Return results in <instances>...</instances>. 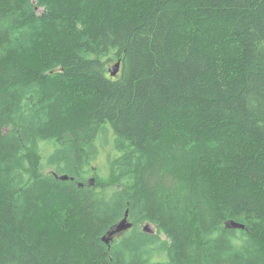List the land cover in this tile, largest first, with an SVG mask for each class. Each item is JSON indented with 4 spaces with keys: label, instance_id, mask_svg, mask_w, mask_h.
Instances as JSON below:
<instances>
[{
    "label": "trees",
    "instance_id": "16d2710c",
    "mask_svg": "<svg viewBox=\"0 0 264 264\" xmlns=\"http://www.w3.org/2000/svg\"><path fill=\"white\" fill-rule=\"evenodd\" d=\"M0 264H264V0H0Z\"/></svg>",
    "mask_w": 264,
    "mask_h": 264
},
{
    "label": "rangeland",
    "instance_id": "374dc122",
    "mask_svg": "<svg viewBox=\"0 0 264 264\" xmlns=\"http://www.w3.org/2000/svg\"><path fill=\"white\" fill-rule=\"evenodd\" d=\"M113 64H115V62L109 63L108 67L113 65ZM74 111H75V109H74ZM90 111H91V109L84 108L82 111L84 113L80 117H83V116L89 117ZM59 117L62 118L63 120H65L66 125H74L80 121V118H76L75 116H73L68 103H64V105L61 107V112H60ZM98 135H99V137L96 141V145H98V147H99L98 150H100V151L97 154L96 160L92 162V166L95 168H98L99 176L102 177V179H104V178H106V176H108V174L110 176V174L112 173V169L110 168L109 163L115 157V155H114L115 149H114V145H113V133L109 127H106L104 130V133L101 134V132H98ZM170 145L174 149V151L176 150L177 153L179 154V155H177V156H179L178 160L175 161L173 159V161H171L172 165H166V164H168V163H166L163 167L160 164L153 165L154 168H152L151 170H154V169L160 170L161 167H162V169L159 172H156V171L151 172V170L148 171V173H147V184H148V186H151L150 187L151 190L153 189L156 192L159 191L161 194H164V195H165V190L171 186L172 190H170L168 192V197L166 199H164V202H168L169 204L177 203L181 206V205H184L186 203L187 189H186L183 182L177 183L174 180H172V178L170 176H175L171 170L174 168H178L179 165H181L180 162H182V157L185 156V154L187 153V150H185L184 147L181 148V146H179L177 143L171 144V142H170ZM40 152L43 153V156H46L49 153H51V149H50V147L46 146V148L43 150H40ZM155 166H160V167H155ZM54 171H55L54 167H49V170L47 172L52 173ZM112 177H113V175L110 176L109 179ZM91 179L94 180L93 178H91ZM59 210L62 211L61 209H59ZM203 211L205 212L206 217L208 218V215L210 214L209 210L206 211L205 208L203 207ZM206 217H205V219H207ZM211 218H212V216L210 218H208L206 221H209ZM145 225H147V228H148L147 230H144L145 232L156 233L157 227L153 222H150L147 220L141 224V228L144 229ZM128 230L122 232V234H120V235H116L115 239L113 238L114 240L112 239L110 242H112V241L114 242V241L121 239L123 237V235L125 233H127ZM161 238H167L166 234L163 233L161 235ZM60 242H61V240L59 241V243Z\"/></svg>",
    "mask_w": 264,
    "mask_h": 264
},
{
    "label": "water",
    "instance_id": "95a60500",
    "mask_svg": "<svg viewBox=\"0 0 264 264\" xmlns=\"http://www.w3.org/2000/svg\"><path fill=\"white\" fill-rule=\"evenodd\" d=\"M120 69V61H116L115 64L108 67L109 74L111 76H115ZM68 176L64 175L61 176V179H67ZM81 185V184H80ZM228 226L235 227V228H244L243 224L236 223L234 221H231L230 223H227ZM132 227V222L128 219V210L124 212L123 217L118 221V223L109 231H107L106 234H104L101 237V240L105 244H109L110 241L118 234L130 229ZM147 225H145L144 230H147ZM150 231V230H149Z\"/></svg>",
    "mask_w": 264,
    "mask_h": 264
},
{
    "label": "bare ground",
    "instance_id": "6f19581e",
    "mask_svg": "<svg viewBox=\"0 0 264 264\" xmlns=\"http://www.w3.org/2000/svg\"><path fill=\"white\" fill-rule=\"evenodd\" d=\"M108 70V69H107ZM115 178V177H114ZM116 179V178H115ZM200 260V259H199Z\"/></svg>",
    "mask_w": 264,
    "mask_h": 264
}]
</instances>
